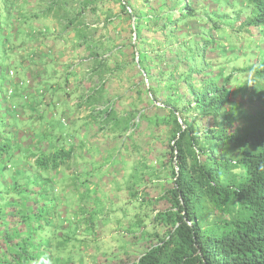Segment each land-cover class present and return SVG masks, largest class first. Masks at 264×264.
I'll return each mask as SVG.
<instances>
[{"label":"trees","instance_id":"obj_1","mask_svg":"<svg viewBox=\"0 0 264 264\" xmlns=\"http://www.w3.org/2000/svg\"><path fill=\"white\" fill-rule=\"evenodd\" d=\"M220 1L0 0V264H264V0Z\"/></svg>","mask_w":264,"mask_h":264},{"label":"rangeland","instance_id":"obj_2","mask_svg":"<svg viewBox=\"0 0 264 264\" xmlns=\"http://www.w3.org/2000/svg\"><path fill=\"white\" fill-rule=\"evenodd\" d=\"M218 5V12H217V16L221 15V11H225L227 12L229 7L227 6V4L225 3V0L220 1L217 3ZM235 6V3L233 4ZM240 11L243 13V9L240 8ZM215 16V15H214ZM217 16L216 19H217ZM119 32H118V36L119 40H122V38H124L125 35V31H126V23L124 21V19L121 22V25L119 26ZM230 39L227 40V49H225L224 51V55H225V62H226V71H234V69H246L248 67V64L252 63V58L255 55V53H257L258 50V46H259V41H256L250 37L247 36V33L243 30L238 31L237 33L229 36ZM124 42V41H123ZM52 51H56V56L57 60H59V64H65L66 59L65 57H62L61 54L64 53V51L62 49L63 46L61 47V45H59L57 48H52ZM3 73L1 74L0 77V82L3 84H9V81H11L14 77L11 75L8 76V71H10L16 78L21 76V67L16 63V61H10L9 63H6L5 65H3ZM61 67H59L60 69ZM62 70V68H61ZM54 76L52 75V77H50V79H48L46 82L49 83V85L55 83L58 80H54L53 78ZM57 79V78H56ZM114 85V84H113ZM112 85V86H113ZM113 88H115L113 86ZM16 100V99H13ZM62 103V102H61ZM63 105V104H62ZM69 106V105H68ZM66 108V106H61L59 108V110H55L56 113H54V117L53 119H51V123L56 124L55 128H64L63 125L60 123V119H59V114L62 112V110H64ZM54 109L51 108V111H53ZM58 116V117H57ZM138 118V115L136 116V120ZM14 120V119H12ZM16 122V121H14ZM83 124V123H82ZM67 127V126H66ZM66 130V128H64ZM116 162V161H115ZM129 162V156H127V158L124 160V163H119V166L123 165L122 167L125 169L130 167V163L126 165V163ZM118 163V161H117ZM109 167L112 168H117L118 164H114V160L111 159L108 162ZM115 172V171H114ZM112 205V204H111ZM129 206L127 204H124V201H121L119 205H116L115 203L109 207H107V216H104L107 220L104 221V223H107L108 220L113 222L114 225V230L115 233L118 234V232H120L118 235H121L122 237V233H130V227H129V223L131 220L128 217V212L129 211ZM115 219H119L122 222H120V225H118V222H115ZM126 223V227L128 228L127 230L123 231V227L124 224ZM128 223V224H127ZM120 229L119 231L117 229ZM126 236V235H125Z\"/></svg>","mask_w":264,"mask_h":264},{"label":"clouds","instance_id":"obj_3","mask_svg":"<svg viewBox=\"0 0 264 264\" xmlns=\"http://www.w3.org/2000/svg\"><path fill=\"white\" fill-rule=\"evenodd\" d=\"M37 264H50V262L46 257H41Z\"/></svg>","mask_w":264,"mask_h":264}]
</instances>
